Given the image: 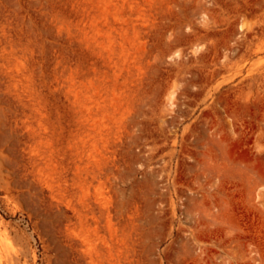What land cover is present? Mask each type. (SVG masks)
<instances>
[{
  "label": "rangeland",
  "instance_id": "374dc122",
  "mask_svg": "<svg viewBox=\"0 0 264 264\" xmlns=\"http://www.w3.org/2000/svg\"><path fill=\"white\" fill-rule=\"evenodd\" d=\"M0 264H264V0H0Z\"/></svg>",
  "mask_w": 264,
  "mask_h": 264
},
{
  "label": "bare ground",
  "instance_id": "6f19581e",
  "mask_svg": "<svg viewBox=\"0 0 264 264\" xmlns=\"http://www.w3.org/2000/svg\"><path fill=\"white\" fill-rule=\"evenodd\" d=\"M263 28V27H262ZM259 29V28H258ZM202 83V82H201Z\"/></svg>",
  "mask_w": 264,
  "mask_h": 264
}]
</instances>
